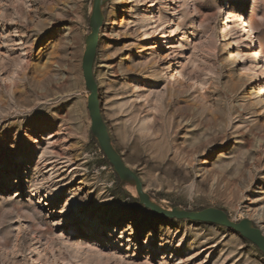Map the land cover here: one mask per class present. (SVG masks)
Wrapping results in <instances>:
<instances>
[{
	"label": "rangeland",
	"instance_id": "rangeland-1",
	"mask_svg": "<svg viewBox=\"0 0 264 264\" xmlns=\"http://www.w3.org/2000/svg\"><path fill=\"white\" fill-rule=\"evenodd\" d=\"M92 2L0 0V264H264L238 234L154 215L118 180L86 109ZM102 14L101 113L143 191L264 235V0H106Z\"/></svg>",
	"mask_w": 264,
	"mask_h": 264
},
{
	"label": "water",
	"instance_id": "water-1",
	"mask_svg": "<svg viewBox=\"0 0 264 264\" xmlns=\"http://www.w3.org/2000/svg\"><path fill=\"white\" fill-rule=\"evenodd\" d=\"M105 2L106 0H93L92 2L91 15L89 17L90 33L84 39V52L81 59L82 78L88 92L86 109L90 119V132L95 138L104 158L112 167L113 172L121 183L134 187L138 203L150 210L152 214L166 219L188 220L224 227L251 243L264 256V235L248 219L232 222L225 212L214 208L190 212L179 208L166 210L153 203L143 191L142 183L138 176L125 165L113 147L107 126L102 117L98 89L93 77V64L99 32L103 23L102 7Z\"/></svg>",
	"mask_w": 264,
	"mask_h": 264
},
{
	"label": "bare ground",
	"instance_id": "bare-ground-1",
	"mask_svg": "<svg viewBox=\"0 0 264 264\" xmlns=\"http://www.w3.org/2000/svg\"><path fill=\"white\" fill-rule=\"evenodd\" d=\"M164 38V36L163 35H161V34H158L157 35V39L159 40V39H163ZM171 66H172V64H170L169 65V67H168V69L169 68H171ZM173 77V76H172ZM16 87V86H15ZM13 89H14V86H13ZM17 89V88H16ZM10 94V93H9ZM12 95L14 96H11L10 95V100H9V102L11 103V104H15L16 102H18V100H19V98L17 97V96H19L20 97V93H19V90H18V92H16V91H12ZM23 96V95H22ZM21 96V97H22ZM8 109V106L7 107H5L4 106V102L2 103L1 101H0V111L1 110H7ZM16 111H17V109H16ZM14 114V113H13ZM132 114V113H131ZM134 114V113H133ZM19 116V115H18ZM18 116H16L15 117V119H17L18 118ZM133 117V116H132ZM135 118V117H134ZM152 202H154L153 200H152ZM29 208V207H28ZM26 209H27V207H26ZM169 210V209H168ZM107 219V218H106ZM108 220V219H107Z\"/></svg>",
	"mask_w": 264,
	"mask_h": 264
},
{
	"label": "trees",
	"instance_id": "trees-1",
	"mask_svg": "<svg viewBox=\"0 0 264 264\" xmlns=\"http://www.w3.org/2000/svg\"><path fill=\"white\" fill-rule=\"evenodd\" d=\"M106 163H107V162H106L105 160L102 161V164H103V165L106 164Z\"/></svg>",
	"mask_w": 264,
	"mask_h": 264
}]
</instances>
